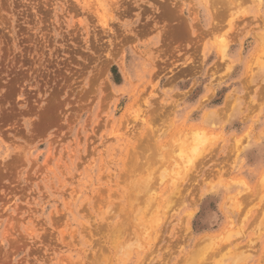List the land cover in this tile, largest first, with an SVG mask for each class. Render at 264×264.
I'll return each instance as SVG.
<instances>
[{
	"label": "rangeland",
	"instance_id": "1",
	"mask_svg": "<svg viewBox=\"0 0 264 264\" xmlns=\"http://www.w3.org/2000/svg\"><path fill=\"white\" fill-rule=\"evenodd\" d=\"M198 248L264 264V0H0V264Z\"/></svg>",
	"mask_w": 264,
	"mask_h": 264
},
{
	"label": "bare ground",
	"instance_id": "2",
	"mask_svg": "<svg viewBox=\"0 0 264 264\" xmlns=\"http://www.w3.org/2000/svg\"><path fill=\"white\" fill-rule=\"evenodd\" d=\"M227 204H228V203H227ZM204 237H205V236H204ZM207 238H208V237H207ZM207 238H205V239H207ZM209 238H211V237H209ZM212 239H213V238H212ZM212 239H211V240H212ZM206 241H207V240H206ZM212 241H214V240H212ZM200 242H201V241H200ZM200 242H199V244H200ZM209 242H210V241H209ZM197 243H198V242H197ZM201 243H202V242H201ZM211 243H212V242H211ZM225 243H226V242H225ZM202 244H203V243H202ZM207 244H208V243H207ZM223 244H224V243H223ZM226 244H227V243H226ZM199 246L201 247V245H199ZM223 246H224V245H223ZM195 247H196V246H195ZM203 247H207V245H206V246H203ZM196 248H197V247H196ZM201 248H202V247H201ZM201 248H198L197 250H196V249L194 250V251H196V252H195V254H193L194 257H191V258H193V262H192V264H202V263L200 262V258H199V257L202 255V254H201V252H202ZM208 248H209V247H208ZM213 248H214V247H213ZM213 248H212V249H213ZM220 248H221V247H220ZM220 248H219V249H220ZM236 248H237V247H236ZM203 249H204V248H203ZM205 249H206V248H205ZM212 249H211V251H212ZM219 249H218V250H219ZM207 250H208V249H207ZM214 250H215V249H214ZM130 251H132V250H130ZM194 251H193V252H194ZM209 251H210V250H209ZM237 251H238V249H237ZM128 252H129V251H128ZM128 252H127V254H128ZM203 252H204V251H203ZM206 252H207V251H206ZM191 253H192V252H191ZM125 254H126V253H125ZM129 254H130V253H129ZM129 254H128V255H129ZM199 254H200V256H199ZM203 254H204V253H203ZM210 254H211V253H210ZM241 254H242V253H241ZM130 255H131V254H130ZM130 255H129V256H130ZM191 255H192V254H191ZM205 255H207V254H204V256H205ZM126 256H127V255H126ZM198 256H199V257H198ZM204 256H203V258H204ZM196 257H198L199 260H196ZM201 257H202V256H201ZM205 257H206V256H205ZM206 258H207V257H206ZM204 259H205V258H204ZM183 260H184V259H183ZM189 260H190V259H189ZM191 260H192V259H191ZM186 262H188V260H187Z\"/></svg>",
	"mask_w": 264,
	"mask_h": 264
}]
</instances>
